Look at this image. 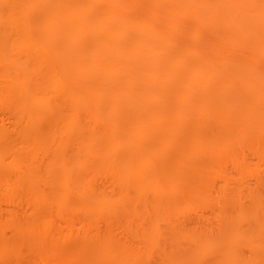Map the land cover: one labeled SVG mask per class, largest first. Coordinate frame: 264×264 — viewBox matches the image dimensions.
I'll return each instance as SVG.
<instances>
[{
    "label": "rangeland",
    "instance_id": "rangeland-1",
    "mask_svg": "<svg viewBox=\"0 0 264 264\" xmlns=\"http://www.w3.org/2000/svg\"><path fill=\"white\" fill-rule=\"evenodd\" d=\"M7 1L0 0L1 9L6 7ZM74 1L77 0H68V5ZM85 1L92 15H99L103 11L104 3L102 1ZM244 1L253 2L254 0ZM50 2H53V0H49V2H44V0H19L27 23L24 24V28L22 26L19 29L21 27L19 26V28H15L16 30L13 29L11 35L13 40L19 36H27L34 42L36 48L46 51L43 52V59L48 64V68L42 71L41 78H43V83L46 82L48 84H51L52 80L57 77L64 79L65 77L61 74L63 69L68 68V70H71L74 68L77 59L75 52L78 50L83 52L79 57L80 61L84 63L98 58L99 55L93 50L92 39H85L78 44L64 40L65 43L62 40L63 38L65 39V36H68L65 29L56 32L55 36L52 35L54 31L52 24H44L41 21L43 10L49 6ZM123 2L126 8L122 15L126 19L138 22L143 21L160 33L161 37L157 41L160 44L163 42L162 44L166 50L163 59L168 60L171 57V59H178L179 57V60L182 59L181 64L187 65V67L193 66L192 64L195 63L199 64L198 62H201L200 64L202 65L211 64L214 67H221V73H217L218 76L215 75L209 84V87L214 92L211 99H209L210 101L203 99L205 97L202 90H198V92L195 90L189 94L182 91L178 92L179 94L173 93L167 95V97L164 96L165 99L163 98L161 101L159 99L155 105L149 102L150 98L148 99V96L146 98V94L143 95L145 92L140 97L141 105L144 107H142L138 116L146 118L148 114L147 117H151L150 122L154 126L169 116L170 113L173 116L176 111L178 113V109H180L178 103L183 98L188 100L189 108L182 114V118L188 113L187 116L199 117L202 122L203 119L201 120V118L207 115L202 123L207 125L209 129L205 127V130L201 132L202 135L200 134L201 140L199 139L202 142L204 141L205 150L202 151L205 152L197 156L193 155L194 157L191 158L193 161L190 160L193 164L190 167L191 169L188 166H184L185 168L182 166L184 172L187 168V172L184 174L188 173V176L184 175L186 183L185 181L182 183V192H176L172 197L179 205L175 209L176 213L174 216L164 217L153 214L152 193L145 191L139 194L134 189L137 186V179H126L122 184L129 191V198L139 202L136 207L137 216L128 217L122 211L108 212L99 210L89 213L84 209L88 202L103 197L110 200L118 198L120 188L114 182L117 174L114 176V172L112 174L109 172L92 177L86 186V190L91 194L88 198H81L79 197L80 194L74 191L68 195V200L63 202L64 199H60L62 194L60 184L58 182L50 183V179H52L50 174L53 173L56 179L59 178L60 174L55 170L53 172L50 171V173L47 167L49 162L55 161V159L64 154L66 158L70 159L68 160L70 162L71 160L74 161L84 157L79 150V143L87 135V131H85L87 129H85L86 120L81 115H78L73 120L70 119L71 109L62 105L59 94H54L49 95L48 99L36 107V110L27 111L22 114L23 116L20 114L23 120L18 122L15 119L17 116L20 118L18 115L19 111L15 112V104L19 100L18 91L5 92V88L9 84H7V80L0 77V146L5 149V152L11 150L13 154H24V158H22L24 159L21 168L22 174L24 173L25 175L29 167H34L36 175H38L37 183L34 186L36 198L34 201L31 198L29 200L28 192L26 193L27 190L25 189L17 190L18 193L15 192L14 198L12 197L13 199L11 198L8 201L4 197L5 188L0 187V264H121L118 263V259L116 260L112 256L113 250L118 252L116 248H123V251L126 249L128 256L130 255V258L128 257L129 259L124 264H165V258L168 260L171 257L175 259L178 257L177 259L179 260L181 256L182 258L191 256L194 243L192 239L200 238L202 240L216 241L220 240V238L221 240L223 238H231L228 233L231 236L233 235L229 230L235 227L236 223V229H239L240 235L239 239L237 238V241L233 244L234 253L236 251L235 264H264V135H262L264 134V40L261 41L262 38L252 35V32L241 34L243 35L241 36L240 33L244 32L238 30L242 29V27L233 23L232 18L226 14L227 11L221 6H216L218 0H123ZM189 2L192 3L191 10H188L190 9L188 7L190 6ZM260 6L262 7L258 6L259 9L264 12V5L260 4ZM64 12V22L74 19V17L73 19L70 17L71 15L67 13V10ZM98 15H94V17ZM202 21H206L204 22L205 24ZM209 21L211 22L209 23ZM200 22L202 23L200 24ZM206 23L208 24L206 25ZM202 24L203 26H201ZM65 27L67 28L68 24ZM109 28L110 26L108 28L105 26L103 29L100 27L98 34L107 33ZM129 35L130 40L132 38L137 39L135 37H137L138 32L132 31L129 32ZM140 42L139 40L138 42L133 40L131 45H139ZM82 49L85 50L82 51ZM24 56L17 55L15 58L31 69L36 62V57ZM128 59L129 57H126L125 61H128ZM104 67L105 63L103 60H99L94 65V69L100 71L98 72L99 76L96 73L97 76L93 75L92 77L95 83L103 84V82L106 83L111 79L106 78L107 75L100 74ZM187 74L186 86L188 88L195 86L196 81H193ZM157 77H162L165 85L168 84L170 79L165 67L157 73ZM118 78L123 79L120 76ZM239 78L240 81L257 79L258 83L252 81L246 88V85L242 86L240 84ZM41 81L32 77V80L29 81V88L40 86ZM63 81L69 86L77 85L81 88L86 80L67 77ZM221 82L226 83V86H228V89L224 92L226 95L222 93L215 96V94H218L217 87L222 84ZM136 83L134 93H141L144 89L146 91L148 85L152 84L151 82L142 84L139 79ZM138 84L139 86H137ZM165 85L164 87L167 86ZM253 91H262L263 95L255 97ZM143 96L145 97L143 98ZM258 98L261 99L259 100ZM83 99L88 103L89 109H92L95 103L91 102V97L83 95ZM156 107L159 109L168 108V112L164 108L166 116L162 112L160 114V110L158 108L155 109ZM170 109L174 110L175 113L173 114ZM175 109L177 110L175 111ZM99 110L101 122L110 124L112 119L106 107V102L100 104ZM155 110L159 111H156L158 115ZM126 111L130 114L124 115L127 119L117 116L118 126L122 131L126 128L128 122H132L131 119L135 118V116L137 117V113L131 112V109H126ZM148 112L155 118L150 116ZM203 112H206V114ZM255 115L256 118L262 117L263 121L257 120ZM163 116L165 117L163 118ZM65 118L70 119V126L78 127L77 131L70 133V135L68 134V138L63 137L60 146L57 147L58 149L55 147L48 149L53 141L58 143L56 142L58 136L54 135L53 132L59 127L61 120ZM186 122L183 123L182 128L175 123L173 126L171 124L167 128L161 129L163 136L170 137L165 141V149L157 152L158 160L161 158L159 160L161 162L158 161V163L153 165V168L160 169V167L163 168L164 166L167 168L173 164L172 162L175 160L173 156L176 157L175 155H178L179 151L188 152L194 146L195 140L191 131L189 130L192 136L188 129L181 130L184 127L186 128ZM222 123L226 127L223 128L224 130L222 129L223 133L231 132V136L242 135V139L239 144L235 143V146L233 145L234 142L230 143L228 147L230 150L228 149L226 153L222 152L221 155L219 154L218 159L220 160L211 165L210 153L207 151L210 144H207L209 141L211 143V140L215 137L214 134L218 132L214 131L215 127L213 124ZM178 128H181V131H178ZM206 130L210 131L206 132ZM217 130L219 129L217 128ZM239 130L241 133H239ZM24 133L26 135L29 134L30 137L33 135L35 138L34 140L32 136L33 143H37L40 147L37 148L35 146L36 150H31V147L26 149V146L23 145V140H21L23 137L21 135ZM124 133L118 134L115 138H112L108 133H104V135H101V141L98 142L100 144L116 143L112 150L122 155L134 146L132 141H125L126 135ZM166 133H169V136ZM158 140L159 138L157 139L156 137L144 138L141 141L140 151L145 153L150 146L157 145L160 142ZM58 141L60 140L58 139ZM63 141L66 144V150L63 148L65 151L61 147ZM231 144L232 146L230 147ZM62 146L64 145L62 144ZM63 151L64 153L61 154ZM138 154L136 155L138 156ZM101 155L103 153H94L90 163H94L97 166L96 162L97 160L99 161ZM163 160H167L168 166L165 164L166 162L162 163L164 162ZM235 160L238 161L235 163ZM190 161L189 163L191 164ZM9 162L7 160L5 162L6 165ZM2 170L5 169L0 168V173L3 172ZM72 170L69 176H71L73 181H78L80 177L84 178L87 175L84 168L74 170L72 167ZM223 175L224 178H222ZM189 181L192 182L190 183ZM40 198H42L41 201H39ZM169 199H171V196ZM127 207L129 208L126 205ZM239 212L242 214L241 217L237 218L236 216ZM152 226L157 231L156 236L151 234V230L148 231ZM39 241L45 243L42 249L35 248ZM122 250H119L118 254ZM211 255L203 256L204 258L200 257L195 262H198L197 264L220 263H215L219 259L218 255V259L216 258L217 256L212 257Z\"/></svg>",
    "mask_w": 264,
    "mask_h": 264
},
{
    "label": "bare ground",
    "instance_id": "bare-ground-1",
    "mask_svg": "<svg viewBox=\"0 0 264 264\" xmlns=\"http://www.w3.org/2000/svg\"><path fill=\"white\" fill-rule=\"evenodd\" d=\"M46 1L49 2V0H44V2ZM100 1L104 3L103 11L99 13V15L94 14V15H98L97 17L96 16L94 17V15H92L91 11L86 6L87 2L85 0H77V1L70 3V5H68L69 3L68 0H53V2H50L49 6H47V8L43 10V15L41 19L42 23L44 24L46 23L52 24L51 26L54 30L52 32V35L54 36H55V33L60 30H63V29L67 30L66 33L68 36L67 37L65 36V39L64 38L62 39L63 41L66 40L67 42L78 44L84 41L85 39L93 40V48H94L93 50L99 54L98 58L91 59L90 61L84 63L80 61V57H79V55L83 54V52H81V50L79 51L78 49H76L79 52L78 51L75 52V56H77L76 57L77 59L76 61L74 60L75 66L73 69H71L72 71L70 69L68 70V68H65V69L62 68L63 70L61 71V74L65 78L71 77V78H81L82 80H86L82 84L84 86H82L81 88L78 87L77 85L76 86L78 88L76 86H73V87L69 86L66 84V82L63 81L65 80V78L60 79L59 77L52 80L51 84H48L46 82L43 83V80H42L43 78H41L42 77L41 74L44 69L48 68V64L45 63L43 59V52H46V51L36 48L34 42L27 36H19L17 37L19 39L17 38H16L17 40L15 39L16 41L13 40V38L11 37L13 29H15L16 27L19 28V26H21L19 29H21L22 26L24 28V24L27 23L26 22L27 19L24 18V13H22L23 12L22 5L19 3V0H8L6 7L3 9L0 8V67L2 69L0 71V77L8 81L7 84L9 85H7V87L5 88V92L10 93V91L12 90L18 91L19 100L16 101V104H15V112L19 111V114L18 113L17 114L20 116V118H18V116L16 115L17 118L15 119L18 122H20V120H23L21 119L22 118L21 115L23 113L27 111L36 110V107L42 102H44L46 99H48L49 95H54V94L55 95L59 94L62 105L67 106L71 109L70 119L73 120L78 115H81L86 120L87 125H85L86 126L85 129L86 128L87 129L85 131H87L86 132L87 135L85 136L86 138L84 137L83 141L79 143L80 144L79 150L80 152L83 153L84 157L75 159L74 161L71 160L70 162L68 161L70 159L66 158L64 154V155L59 156L57 159H55V161L49 162L47 165V167L49 168V172L50 171L53 172L55 170L57 171V173L60 174L58 179H56L53 176V173L50 174V177L52 178L50 179V183L58 182L60 184L62 188L61 189L62 194L60 196V199H64L63 202L65 200H68V195L71 194V192L73 193L74 191L80 194L79 197L88 198V196L91 194L89 191L86 190V186L91 181L92 177L94 178V177H97V175L99 174H103V173L105 174L109 172L112 174L114 172V176L117 174L114 178V182L120 188L119 190L120 192L118 193V198L115 200H110V199H106L103 197L97 200L96 199L92 200L86 204V206L84 207L85 210H87L89 213L96 212L99 210L101 211L106 210L108 212H115V211L121 212L122 211V212H125V214L128 217L137 216L138 212H137L136 207L139 202L137 201L135 202L132 199H130L128 196L129 191L122 186L123 181L126 179L127 180L137 179V186L134 189L139 194H142L145 191H150L152 193L153 214L155 213L156 216L172 217L176 213L175 211L176 207L179 206L178 202L173 200L174 198L172 199V197L174 196V193L182 192L183 190L181 189L182 183H184V181L186 183L185 178L188 176L187 175L188 173L184 174L185 172H187L186 171L187 168L184 172L182 166L183 167L188 166L190 168L191 166H193L191 162L193 161L191 160V158L194 157L193 155L197 156L198 154L205 152V151H202V150H205V145L203 144L204 141L203 142L200 141L201 140L200 134L203 130H205L204 129L205 127L209 129L207 125H204V123H202L204 122V119L207 115L201 118V120L203 119L202 122L200 121L199 117L194 118L192 116L193 117L192 118L190 116H187L188 113L184 116V118H182V114H184V112L188 110L189 104H188V100H184L185 98H183V96L180 94L183 100L178 103L180 109H178L179 110L178 113L176 111L177 109H175L176 114L174 116L171 115L172 113H170L169 114L170 117L169 116L165 117L166 115L164 113L166 112L164 110L165 109L167 110L168 108H165V107H163L162 109L161 108L159 109L158 107L155 108V109L158 108L160 110V114L162 112V114L165 115L163 116V118L164 117L165 118L154 126L150 122L151 117L150 118L147 117L148 114L146 115V118H141L143 116L141 117L138 116L140 113V110H142V107H144L141 105L140 97L142 93L145 92L143 93V95L146 94V98L147 96H148V99L150 98L149 102L152 105H155L158 103L159 99L161 101V99H163L164 96L167 97V95H171L173 93H178L182 91L183 93L189 94L190 92L195 91V90H197V92L198 90H202V92L204 93V97H205L203 99L210 101L209 99H211V96L214 92H213V89L209 87V84L212 81V78L215 75H217V73L218 74L221 73L222 69L221 67H218V66L214 67L211 64L202 65L200 64L201 62H198L199 64L195 63V64H192L193 66L187 67V65L184 66L181 64L182 59L179 60V57L178 59L174 58L175 60L171 59L172 57L170 59L168 58V60L163 59L166 50H165V46L162 44L163 42L161 41L162 43L160 44L159 41H157L159 37H161L160 33L156 32L152 26L147 25L143 21L138 22V21H133L128 18L126 19L122 15V13L124 12V9L126 8V6L123 4L124 3L123 0H99L98 2ZM154 1H160V0H154ZM258 3H260L261 5H264V0H254L253 2H250V1L245 2L244 0L243 1L242 0H218V2L216 3V6H221L225 11H227L226 14H228L230 18H232L231 20L233 21V23H236L237 25L242 27V29L240 28L238 31L240 32L243 31L244 33L241 32L240 35L241 34L244 35L247 32H252L253 33L252 35H255V37L257 36V37L262 38L261 39L262 41L264 40V16H263L264 12L262 11V9H259V7H262V6H260V4ZM177 4H174V5H177ZM188 7L190 8L188 10H191L192 3H190V6ZM65 10H67V13L71 15L70 17H72V19L74 17L73 20L69 22L63 21ZM188 10H186V12H188ZM255 11L259 13H256ZM202 22L203 24H205L204 22L206 21H202ZM202 22H200V24ZM210 22L211 21H209V23ZM66 24H68L67 28L65 27ZM203 24L201 26H203ZM207 24L208 23H206V25ZM105 26H107V28L108 26H110L108 32L105 34L102 32L104 35L101 33L98 34L99 32L98 29L100 27L103 29V27ZM132 31L138 32L137 37H135L137 39L132 38L130 40L129 32H132ZM104 37L105 39H103ZM133 40H135L136 42H138L139 40L141 42L139 45L132 46L131 42H133ZM83 50L85 49H82V51ZM17 55H23V56L25 55L27 57H36V62L30 69L28 66H25L20 61L16 60L15 56ZM126 57H129L128 61H125ZM99 60H103V62L105 63V67L103 68V70H101L100 74L101 75L103 74L104 76L107 75L106 78H111L110 80H108V82L106 83L103 82V84L99 82L95 83L92 78L93 75L97 76L96 73L98 74V72H100L99 70L94 69V65L96 64V62H99ZM164 67L167 69V75L170 76V79L168 80L169 82L168 84H166L167 86L163 83L162 77L161 78L157 77V73L160 72V70ZM242 72L244 73V71ZM186 74L189 75L193 81H196L195 86L190 87V88L186 86V81H187ZM119 76L123 79H119L118 78ZM32 77L34 79L36 78L39 81L42 80L41 85L35 88H32V89L29 88V83H30L29 81L32 80ZM136 77L140 80L142 84L149 83V82H151L152 84L148 85V89L146 91L144 89V91L142 90L141 93H134L133 91H134L135 85L137 84L136 81L138 80ZM133 78L134 80L136 78L135 82ZM239 81H240V78H239ZM252 81L255 83L257 82V79L241 80L240 84H242V86L246 85V88H247V86L251 84ZM164 85L166 87H164ZM137 86H139V84ZM217 88H218V91H217L218 94H215V96L216 95L218 96L219 94H222V93L224 94V92H226V90L228 89V86H226V83H222ZM249 90H250V87H249ZM253 92H254L255 97H261L264 91L263 92L253 91ZM83 95H89L91 97V102L95 103L92 109H89L88 103L83 99ZM144 97L145 96H143V98ZM213 100L212 102H214ZM103 102H106V107L110 114V118L112 119L110 124H103L100 120L101 113L99 110V106L100 104H103ZM203 104L205 103L203 102ZM126 109L128 110L131 109V112L133 111L134 113H137V117L135 116V118L131 119L132 122H128L126 128L122 131L121 128L118 126L117 118L120 116L124 119L126 118L127 115H130L127 113ZM226 110L228 111V109ZM156 111L158 110H155V113H157ZM172 112L173 114L175 113L174 110ZM203 113L206 114V112H203ZM220 115L222 114L220 113ZM150 116H152L151 113H150ZM221 118L223 119V117ZM255 118H256V115H255ZM35 119H36V115H35ZM70 119L65 118L61 120L59 127L55 129V132H53L54 135L58 136L57 141H56L58 143H55V141H53L52 145H49L50 147L48 149H50L51 147L52 148L59 147L60 143L63 140V137H67L68 134L70 135V133L77 131L78 127L75 126L76 128H74L73 126H70ZM256 119L263 121L262 117L261 118L258 117ZM186 120H188L190 124L186 122ZM185 122L187 123L185 124L186 128L184 127L183 129H181L183 127L182 126L183 123ZM175 123L178 124L179 127H181L180 128L181 130L188 129V132L189 130L191 131V133L193 134V139L195 140L194 141L195 144L190 149V151L188 152H185L184 150L183 152L179 151L178 155L177 154L175 155L176 157L173 156V158H175V160H173L172 162L173 164L170 163L171 165L168 166L167 160L166 161L163 160L164 162L162 163L164 164L166 162L165 164H167L168 166L167 168H165L166 166L163 167V165L162 167L165 169L161 167L160 169L153 168V165L158 163V161L161 159L160 158L158 160L157 152L165 149V146H166L165 141L170 137L168 135L169 133L168 134L166 133L167 136L169 137L163 136V132L161 129L162 128L165 129L167 128L168 125H171V124L173 126V124ZM188 124L189 126H187ZM213 125L215 127L214 131H218V132L217 134H214L215 137L213 136L214 137L213 139L210 136L212 139L211 140L209 138L211 140V143L210 141L209 143L205 142V143H208L207 145L210 144L209 148H207L209 150L207 151L210 153L209 155H210L211 165L212 163H215L217 160H220L218 159L219 154L221 155L222 152L226 153L228 149L230 150V148H228L230 143L234 142L233 145L235 143L239 144V142L242 139V135L231 136L230 135L231 132L223 133L224 131L222 132V129L226 128L224 127L223 123L213 124ZM217 128L219 130H217ZM180 129L178 128V131ZM209 131L210 130L208 131L206 130V132H209ZM263 131H264V125H263ZM123 132H125L124 135H126L125 141L126 142L132 141L134 143V146L133 148L124 152L122 155H119L118 152H114V150H112V148L114 147L116 143H113V142L112 143L108 142V143H103V144L99 143L101 141L100 139L102 137L101 135L102 134L104 135V133L105 134L108 133L112 136V138H115L118 134H121V133L123 134ZM191 133L190 135L192 136ZM212 133L214 132L212 131ZM239 133H241L240 130H239ZM24 134L21 135V137L22 136L24 137V138L22 137L21 140H23V145L26 146L25 147L26 149L28 147H31V150L32 149L36 150L35 146H37V148L40 147L37 145V143L36 144L33 143V140H32L33 135H31L30 137L28 133L27 134L29 136L26 134L24 135ZM206 134L208 135V133ZM147 137H156L157 139L159 138L158 141L160 142H158L159 145L157 143V145L150 146L146 150L145 153H142L140 151L141 141ZM58 139L60 141H58ZM62 144L64 146L66 145L64 141ZM62 144H61L62 149L64 148L66 150V146L64 147L62 146ZM231 146L232 144L230 145V147ZM4 150L5 149H2V146H0V168L6 170V171L2 170L3 172L0 173V187L5 188L6 190L4 191L5 193L3 192L5 194V195L3 194L4 197L9 201V199L11 200V198L16 195L15 192L18 193L17 190L25 189L27 190L26 193L28 192L27 195H28L29 200L31 198L34 201L36 199L34 195L35 194L34 186L38 180V177H37L38 175H36L35 168L29 167L28 170L25 172V175L24 173L22 174L21 168H22V162L24 160L22 159L24 158L23 156L24 154L17 155V154L11 153V150L8 152H5ZM64 151L61 152V154L64 153ZM98 152L103 153V155H101L99 161L97 160L96 162L97 166L96 164L93 163L95 165L94 166L92 163H90L91 162L90 159L94 153L98 154ZM137 153H139L138 156L136 155ZM235 157L237 158V156ZM7 160H9L10 162L9 164L6 165L5 162ZM189 161L191 162V164L189 163ZM237 161L235 160V163ZM186 163L188 164L185 165ZM239 163H240V160H239ZM72 167L74 168V170L84 168L85 172L87 173L86 177L84 176V178H81L79 176L80 179L78 181L75 180L76 182L71 180V176L69 175H70V172L73 171ZM164 175L166 176L163 177ZM184 175L185 176L187 175V176L185 177ZM222 178H224V175ZM28 179L30 180L29 183H28L29 181ZM196 185L198 186V184ZM172 193L173 195H171ZM170 196L172 200L169 199ZM41 200L42 198L39 199V201ZM126 205L129 206V208L128 207L126 208ZM241 214H242L241 212L237 213L236 217L237 218L241 217ZM236 226H237V223H236ZM236 226L232 227V229L228 227V229H230L229 231H231L233 234L231 236V234L228 233V235H230L231 237L228 239L223 238L221 240L220 238V240L218 239L216 241L208 240V239L202 240L200 238H198L199 240L196 238H195L196 240L192 239L193 240L192 242L194 243H193V249H192L191 256H185V257L183 256L184 258H182L181 256V259L179 258V260L177 259L178 257L176 259L174 257H171L172 259L169 258L168 260L167 258H165L166 260L165 264H185V263L186 264H194V263L197 264L198 262H195V261H197L198 258L200 259V257L207 256V255L210 256L211 254H212L211 255L212 257L214 256L216 257L217 255L219 256V259H218V256L216 257L218 260L215 261L214 259L215 263L220 262L221 264H235L234 261H235L236 251L234 253L233 244L235 241H237V238L240 235L238 232L239 229L237 230ZM150 230H151V234H154L156 236L157 231L155 230V227L152 226V228H150L148 231ZM148 231L146 232L148 233ZM44 244L45 243H43V241L42 242L39 241V243L36 244L35 248L42 249ZM250 246L252 245L250 244ZM116 249H118V252L116 250L117 253L115 252V250L113 251L117 254V256L113 252L112 254L113 258L116 260L118 259V263H121V264L126 263V260L130 258L129 257L130 255L128 256V252L126 251V249H124V251L122 250L123 248L122 249L116 248ZM119 250H122L120 254H118ZM190 262H193V263H190Z\"/></svg>",
    "mask_w": 264,
    "mask_h": 264
}]
</instances>
